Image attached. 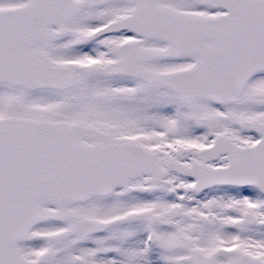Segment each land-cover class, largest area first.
<instances>
[{
	"label": "snow or ice",
	"instance_id": "1",
	"mask_svg": "<svg viewBox=\"0 0 264 264\" xmlns=\"http://www.w3.org/2000/svg\"><path fill=\"white\" fill-rule=\"evenodd\" d=\"M0 264H264V0H0Z\"/></svg>",
	"mask_w": 264,
	"mask_h": 264
}]
</instances>
